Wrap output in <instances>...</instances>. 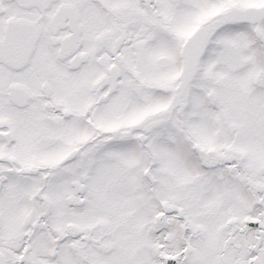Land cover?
Returning a JSON list of instances; mask_svg holds the SVG:
<instances>
[{
	"label": "snow or ice",
	"instance_id": "obj_1",
	"mask_svg": "<svg viewBox=\"0 0 264 264\" xmlns=\"http://www.w3.org/2000/svg\"><path fill=\"white\" fill-rule=\"evenodd\" d=\"M0 264H264V0H0Z\"/></svg>",
	"mask_w": 264,
	"mask_h": 264
}]
</instances>
